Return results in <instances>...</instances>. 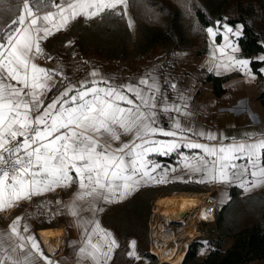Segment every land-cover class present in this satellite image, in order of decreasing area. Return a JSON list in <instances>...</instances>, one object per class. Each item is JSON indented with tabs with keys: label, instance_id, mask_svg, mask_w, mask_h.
I'll return each mask as SVG.
<instances>
[{
	"label": "snow or ice",
	"instance_id": "obj_1",
	"mask_svg": "<svg viewBox=\"0 0 264 264\" xmlns=\"http://www.w3.org/2000/svg\"><path fill=\"white\" fill-rule=\"evenodd\" d=\"M128 8L129 0H22L0 31V212L75 186L67 203L56 201L63 207L54 215H69L80 232L76 264H111L120 243L102 226L101 205L120 203L148 183L167 182V171L154 175L160 165L149 159L153 153L198 149L192 156L181 153L183 168L201 174L197 182L238 183L246 192L264 186V133L237 139L183 126L180 117L191 116L187 97L173 82L168 87L177 96L170 101L152 72L116 84L94 70L91 80L68 83L49 100L66 77L61 68L38 63L53 59L42 42L77 18L111 13L128 17L131 28ZM220 24L206 29L213 44ZM223 29L224 45L212 49L217 74L235 67L250 74L249 60L226 51H238L230 35L239 38L241 30L226 23ZM160 112L176 114L171 130L159 126ZM188 133L216 143L194 142ZM22 219L17 216L0 231V264H52ZM136 246L131 240L127 255L140 259Z\"/></svg>",
	"mask_w": 264,
	"mask_h": 264
},
{
	"label": "crops",
	"instance_id": "obj_2",
	"mask_svg": "<svg viewBox=\"0 0 264 264\" xmlns=\"http://www.w3.org/2000/svg\"><path fill=\"white\" fill-rule=\"evenodd\" d=\"M22 3V0H21ZM133 11L129 6L128 12ZM134 16V15H133ZM103 16L93 19L77 18L71 22L66 30L56 32L50 36L46 41L42 42V47L48 56L53 57L52 60L41 59L38 63L46 68H61L64 73L63 89L65 85L71 83L78 85L80 81L91 80L90 73L94 70L100 74V77L110 78L113 83H127L138 80L145 73L152 72L153 75L160 79L162 88L166 91L170 101L176 99L177 93L173 92L168 87L169 83H175L180 93L187 97L188 110L191 116L180 117L181 123L185 127H192L197 131L212 132L218 137L224 136L228 138L235 137L240 139L245 133H255L257 135L264 133L262 126L264 122V50L256 51L251 54H245L239 42V38L230 35V39L238 47V51L232 52L226 50L229 55L235 56L237 59L249 60V68L251 73L248 74L242 71L239 67L231 70L223 68L217 70L214 67L219 60H212V49L217 46L224 45L223 31L219 26V34L215 37L213 44L207 34L206 26L204 34L200 41H196L192 46L185 48H176L169 51L159 53L155 58L140 59L138 65L125 64L124 66L114 65L108 62H95L81 69L73 70L71 63L63 60V55L66 51L72 50V45L76 42L77 37H81L84 30L97 28ZM128 19V18H127ZM11 20L5 25L10 24ZM233 28V26L230 25ZM214 30L216 29L213 27ZM236 30V28H233ZM242 32V30H241ZM217 52V57H219ZM212 67L213 70L209 71ZM210 75L226 76L223 83L225 91L221 94H216L214 91L213 82L208 78ZM254 77V78H253ZM103 86V85H102ZM59 90V91H60ZM49 93V100L56 95ZM172 117V119H170ZM176 117L175 113H159L158 124L166 130H171L173 119ZM191 140L198 143H216L188 133ZM158 140H169L171 137H163L157 135L154 137ZM231 142L230 139L225 143ZM181 153L183 155L192 156L199 153L198 149L181 148L169 155H160L153 153L149 159L155 161L160 165L154 175L162 174L164 171L168 172L167 182L165 183H148L140 188L155 189L157 195L167 189L170 191L185 192L196 191L199 193L207 189H217L215 193L220 191L223 195L224 202H228L232 195V187L238 188L241 195H249L252 193H259L264 197V186L256 187L251 191H245L238 183H218L205 182L199 183L201 174L189 173L183 168L181 163ZM158 156H171L170 160L158 158ZM175 169V171H171ZM180 182V185L175 184ZM139 188V189H140ZM179 189V190H177ZM75 191V186L72 189H57L55 192L47 193L43 196L33 197L30 201H21L18 206L10 208L4 212H0V231H7L9 225L17 217H22L21 224H27L30 229V234L34 235L39 242L44 254L52 261V263H76L77 248L80 239V232L75 226L72 217L67 214H56L58 207L62 209L63 205H57L56 201L60 200L67 203ZM138 191V190H137ZM120 203L101 205L105 211L99 214V219L103 227L111 230L115 236V228L105 222L106 211L117 204H124V202L132 199L136 192ZM166 192V191H165ZM163 195V194H161ZM218 196V195H217ZM46 228L62 229L64 234V243L62 251L57 254H52L43 241L40 230ZM27 235V234H25ZM73 242H76L75 244ZM117 252V250H116ZM115 252V253H116ZM69 253L68 256L64 257ZM114 253L113 262L116 260ZM41 263H44L41 261ZM248 264H264V259L254 258Z\"/></svg>",
	"mask_w": 264,
	"mask_h": 264
},
{
	"label": "rangeland",
	"instance_id": "obj_3",
	"mask_svg": "<svg viewBox=\"0 0 264 264\" xmlns=\"http://www.w3.org/2000/svg\"><path fill=\"white\" fill-rule=\"evenodd\" d=\"M252 1L256 2L258 11L261 14L264 13V0ZM202 3L211 16L221 17L218 20L221 22L220 26L222 28L223 24L226 23L229 26H233V28L241 30L240 24H234V21L228 20V15L234 11L236 0H202ZM172 9L174 14H176L175 21L166 27H144L133 16V11L128 12V16L133 22L131 28L129 26L124 27L117 17L118 15L105 14L97 28L84 30L82 36L80 38L77 37L76 42L72 45V50L66 51L65 54L60 52V54L63 55L64 61L71 63L73 70L84 68L95 62H108L114 63V65L119 64L120 66L129 64L132 66L138 65L140 59L155 58L161 52L190 47L196 41H200L205 27L203 29L197 26L193 12L178 5L173 6ZM211 26L217 27L216 24ZM163 190L157 195L155 189H150L142 195L139 196L138 194V196L124 202V204H117L106 211L105 222L115 228L118 235L115 237L120 243V248L115 253L116 260L115 262L112 261L111 264H182V262L162 261L156 252L151 251L161 246L156 244L157 240H159V234L156 233V229L161 233L163 228L165 229L164 231L169 228L174 232V240L179 243L178 247L180 249L186 240H188V246L191 242L197 240L203 243L197 252L196 258L188 262L189 264H197L218 245H221L222 249L231 246L234 237L228 235V233L240 228L249 217L253 216L246 203L242 199H237L225 209L224 221L221 226H218L217 219L210 222H198L196 220V232L193 233V236H189L183 229L182 224L177 222L169 223L167 220L163 221L159 215L161 210H156L155 199L161 198L169 192L167 189ZM180 191L184 190L181 189ZM170 192L169 194H172L175 191L171 190ZM220 193L218 191L215 194L218 195L219 209L221 210L227 201L224 202L223 195ZM153 209L156 210L154 211L155 213ZM163 217L167 218L164 215ZM159 222H163V225ZM155 225L156 229H154ZM131 240L137 242L136 252L140 259L127 255ZM145 250L155 255V258L144 256L143 251ZM65 254L64 257L69 255V253ZM65 262L67 263L63 264H76L69 263L66 258Z\"/></svg>",
	"mask_w": 264,
	"mask_h": 264
},
{
	"label": "trees",
	"instance_id": "obj_4",
	"mask_svg": "<svg viewBox=\"0 0 264 264\" xmlns=\"http://www.w3.org/2000/svg\"><path fill=\"white\" fill-rule=\"evenodd\" d=\"M21 0H0V31L4 30L8 21L14 18L17 6ZM180 6L189 9L196 17L197 26L204 29L206 26L215 25L216 20L221 17H213L205 8L202 0H129V6L133 10L134 16L140 24L145 26L166 27L175 21L172 7ZM12 11H9V9ZM124 27H128L127 17L117 16ZM228 20L234 21V24L241 25L242 35L239 42L245 54H251L256 51L264 50V13H260L256 2L252 0H236L233 13L228 15ZM213 82L216 94L225 91L223 85L226 76L210 75L208 78ZM64 80L58 84L51 95L60 90ZM160 159L170 160L171 156H158ZM180 185V182H175ZM149 188H140L134 197L142 195ZM232 198L219 211L217 217L218 226L224 221L225 209L234 203L237 199L246 203L249 207L252 217L238 229L228 233L234 237L231 246L222 249L221 245L211 250L208 255L197 264H248L254 258L264 259V197L259 193L241 195L238 188L232 187ZM203 243L200 240L189 244L182 264H189L197 256V252ZM143 255L149 258H155V255L149 251H143Z\"/></svg>",
	"mask_w": 264,
	"mask_h": 264
},
{
	"label": "bare ground",
	"instance_id": "obj_5",
	"mask_svg": "<svg viewBox=\"0 0 264 264\" xmlns=\"http://www.w3.org/2000/svg\"><path fill=\"white\" fill-rule=\"evenodd\" d=\"M156 199L155 205L159 210H161V214L167 217L165 220L169 223L177 222L182 224L186 233L189 236H193V233L196 232L197 215H190L189 217L186 216L193 212L196 206L201 205L202 200L200 194L195 192L178 191ZM162 220L164 221V219ZM159 223L163 225V222ZM154 229H156V227ZM167 229L168 230L164 231L165 229L163 228L161 233H159L156 229V233L159 234V240H157L156 244L161 246H159L156 250L153 249V251L159 255L162 261L180 263L183 261L186 254L188 240L183 243V247L180 249L178 247L179 243L174 240V232L169 228ZM39 232L48 248V251L52 254H57L62 251L64 243V234L62 229L46 228L41 229Z\"/></svg>",
	"mask_w": 264,
	"mask_h": 264
},
{
	"label": "built area",
	"instance_id": "obj_6",
	"mask_svg": "<svg viewBox=\"0 0 264 264\" xmlns=\"http://www.w3.org/2000/svg\"><path fill=\"white\" fill-rule=\"evenodd\" d=\"M262 126L264 128V122ZM215 191H217L216 188L207 189L205 191L199 192L201 200H202L201 205L196 206L194 211L189 213L186 217L196 214L197 215L196 220L198 222L216 221L220 209H219V199H218V196L215 194ZM156 200L157 199H155V204H156ZM156 210L158 211L157 206H156ZM156 210L153 209V212ZM159 215L161 216L162 219H164V221H166L163 215L161 214V212H159ZM151 251H153V249Z\"/></svg>",
	"mask_w": 264,
	"mask_h": 264
}]
</instances>
